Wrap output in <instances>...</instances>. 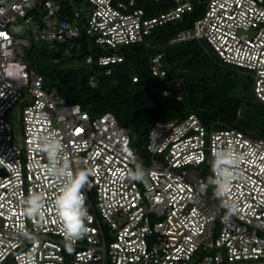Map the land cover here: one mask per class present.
Returning <instances> with one entry per match:
<instances>
[{
  "label": "built area",
  "instance_id": "1",
  "mask_svg": "<svg viewBox=\"0 0 264 264\" xmlns=\"http://www.w3.org/2000/svg\"><path fill=\"white\" fill-rule=\"evenodd\" d=\"M66 1L64 10L58 0H0V264H264V139L220 123L203 125L194 114L156 122L147 134L145 177L133 180L140 163L116 117L68 104L55 88L45 90L43 77L25 62L36 37L76 52L83 38L101 52L85 64H119L120 48L201 3L202 15L168 44L205 42L223 65L250 78L264 106V0H153L171 6L152 17L135 0ZM20 25L22 36L12 31ZM149 70L162 86L161 55L150 58ZM88 82L96 86L92 77ZM160 92L181 100L180 82ZM42 135L60 141L58 167L89 173L88 232L72 251L54 206L67 177L51 174L37 142ZM216 151L237 161L226 162L232 179L222 199L208 194L203 177L205 170L218 175ZM30 192L42 197L43 217L25 214ZM228 204L237 206L230 216Z\"/></svg>",
  "mask_w": 264,
  "mask_h": 264
},
{
  "label": "trees",
  "instance_id": "2",
  "mask_svg": "<svg viewBox=\"0 0 264 264\" xmlns=\"http://www.w3.org/2000/svg\"><path fill=\"white\" fill-rule=\"evenodd\" d=\"M58 1L67 9L66 0ZM135 1L136 8L144 10L147 17L171 6L170 1ZM74 3L82 4V0ZM202 13L203 4L194 2L192 11L183 13L180 19L153 28L140 43L120 48L117 54L123 61L119 64H85L88 56L96 60L101 52L83 38L78 40L76 52L70 44L47 46L33 37L25 62L43 77L45 90L55 88L68 104H78L90 115L112 113L129 136L136 158L140 152L146 154L147 134L154 123L190 114L203 125L220 123L248 137L264 139V106L254 98L251 80L245 74L223 65L203 41L168 44ZM65 49L70 51L63 53ZM155 54L161 55L167 71L162 86L180 82V101L174 102V95L162 97V86L149 70ZM90 77L95 87L89 85Z\"/></svg>",
  "mask_w": 264,
  "mask_h": 264
},
{
  "label": "clouds",
  "instance_id": "3",
  "mask_svg": "<svg viewBox=\"0 0 264 264\" xmlns=\"http://www.w3.org/2000/svg\"><path fill=\"white\" fill-rule=\"evenodd\" d=\"M40 150L46 153L50 162V172L53 175H63L67 177V183L60 189L59 194L54 200L55 212L61 226V232L65 239V247L72 251L77 240L82 239L88 232L85 223L89 219L88 209L86 206V196L83 192L88 183L89 173L78 171L71 173L65 165L58 167L62 145L58 139L52 135H42L37 140ZM226 162L235 164L236 158L226 151H216L213 153L212 169L218 173L215 178H209V184L214 186V196L223 198L231 188V172ZM145 170L141 164L136 165V170L131 173L130 178L133 180L143 181ZM25 203V214L30 217L45 215L42 197L36 193H29ZM227 215H232L236 210L235 204L225 205ZM227 218V217H226Z\"/></svg>",
  "mask_w": 264,
  "mask_h": 264
},
{
  "label": "rangeland",
  "instance_id": "4",
  "mask_svg": "<svg viewBox=\"0 0 264 264\" xmlns=\"http://www.w3.org/2000/svg\"><path fill=\"white\" fill-rule=\"evenodd\" d=\"M12 31L15 32L16 34L20 35V36H22L24 34V28L21 25L20 26H16L15 28H13ZM46 45L47 46H52L49 43H47ZM245 79L246 78L244 77V80ZM251 89H252V83H251ZM11 116H12L13 120L17 123L18 122V114H17L16 110H13L11 112ZM137 162L142 164V165L148 164V156L146 154H143L142 152H140L138 154V156H137ZM203 177H204V180H205V184L207 186L208 194H210L212 197H215L214 194H213L214 193V186L209 184V182H208L209 178H210V175L207 172V170H205V172H203ZM190 264H192V263H190Z\"/></svg>",
  "mask_w": 264,
  "mask_h": 264
}]
</instances>
